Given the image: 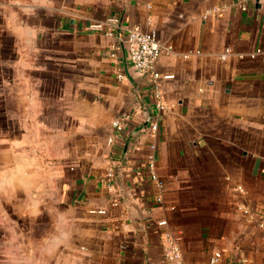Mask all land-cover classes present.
Segmentation results:
<instances>
[{
  "label": "crops",
  "instance_id": "1",
  "mask_svg": "<svg viewBox=\"0 0 264 264\" xmlns=\"http://www.w3.org/2000/svg\"><path fill=\"white\" fill-rule=\"evenodd\" d=\"M134 26L164 47V111ZM263 220L264 0H0V264H170L168 238L179 264H264Z\"/></svg>",
  "mask_w": 264,
  "mask_h": 264
},
{
  "label": "built area",
  "instance_id": "2",
  "mask_svg": "<svg viewBox=\"0 0 264 264\" xmlns=\"http://www.w3.org/2000/svg\"><path fill=\"white\" fill-rule=\"evenodd\" d=\"M119 23V19L116 16H111L105 21H98L91 24L89 27L92 30L103 32L105 35L114 36L116 34V25ZM125 49L126 57L129 62L130 68L141 75H148L151 78L153 84V97L155 98V107L159 111H164L166 105L164 104L161 88H160V71L158 70V60L160 56L165 52L164 47L158 37L157 30L155 28L143 29L139 26H134L129 29L125 35ZM115 46L113 47L112 55H115ZM170 51V47L167 49ZM230 52V48H226L221 57L225 58ZM254 57V55H252ZM124 73L119 75V78H123ZM132 113L124 111L113 118L111 121L112 133L107 138V143L112 145L115 141L116 133L125 132L128 127V123L132 121ZM157 118V117H156ZM155 121L152 123V129L158 128V123ZM137 175L146 176L150 180L154 181L159 189H162L164 183L159 179L155 171V165L152 159H148L144 165L137 170ZM108 177L109 187H113V169H109L106 173ZM242 190L241 187H238ZM160 199V197H158ZM161 221L160 224H163ZM260 225H264V220L260 221ZM168 245L165 250V259L170 264H179L180 260V247L173 239L168 238ZM221 257V252H214L209 264H218Z\"/></svg>",
  "mask_w": 264,
  "mask_h": 264
}]
</instances>
